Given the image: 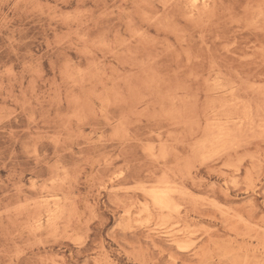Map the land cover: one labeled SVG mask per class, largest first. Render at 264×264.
<instances>
[{
	"label": "rangeland",
	"instance_id": "1",
	"mask_svg": "<svg viewBox=\"0 0 264 264\" xmlns=\"http://www.w3.org/2000/svg\"><path fill=\"white\" fill-rule=\"evenodd\" d=\"M0 264H264V0H0Z\"/></svg>",
	"mask_w": 264,
	"mask_h": 264
}]
</instances>
